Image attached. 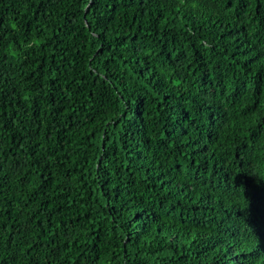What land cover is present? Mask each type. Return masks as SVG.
<instances>
[{
    "label": "trees",
    "instance_id": "trees-1",
    "mask_svg": "<svg viewBox=\"0 0 264 264\" xmlns=\"http://www.w3.org/2000/svg\"><path fill=\"white\" fill-rule=\"evenodd\" d=\"M0 264H264V0H0Z\"/></svg>",
    "mask_w": 264,
    "mask_h": 264
}]
</instances>
